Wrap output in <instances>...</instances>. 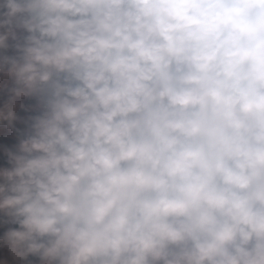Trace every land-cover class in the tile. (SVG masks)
I'll use <instances>...</instances> for the list:
<instances>
[{
	"label": "clouds",
	"instance_id": "1",
	"mask_svg": "<svg viewBox=\"0 0 264 264\" xmlns=\"http://www.w3.org/2000/svg\"><path fill=\"white\" fill-rule=\"evenodd\" d=\"M0 264H264V0H0Z\"/></svg>",
	"mask_w": 264,
	"mask_h": 264
}]
</instances>
